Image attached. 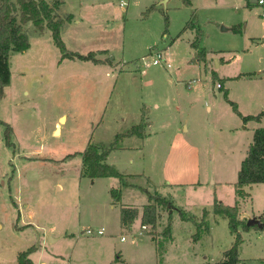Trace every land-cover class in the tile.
<instances>
[{
	"label": "rangeland",
	"instance_id": "1",
	"mask_svg": "<svg viewBox=\"0 0 264 264\" xmlns=\"http://www.w3.org/2000/svg\"><path fill=\"white\" fill-rule=\"evenodd\" d=\"M46 1L63 3L55 12L58 18L73 16L61 31L66 49L94 52L111 66L59 63L50 31L23 26L30 47L11 55L10 83L0 87V122L11 127L13 143L5 145L0 123V264H18V254L31 247L32 264H159L156 244L163 240L166 210L159 211L155 228L142 231L137 218L121 230L110 207L109 191L113 184L119 189L117 179L83 176L80 155L88 144L108 146L116 134L137 124L131 109L138 101L149 109V141L140 150L112 152L106 161L119 172L144 175L129 181L134 186L120 188L123 207L140 210L148 195L173 203V242L166 244L162 264H193L195 254L206 256L204 262L219 261V251L233 242L226 219L207 215L210 232L195 243L193 223L181 221L178 211L199 222L205 209L200 203L214 175L222 167L229 179L238 175L233 174L235 157L228 159L232 139L227 130L240 120L215 73L232 78L264 70L260 10L250 0H193L191 6L182 0ZM150 6L154 9L145 15ZM191 19L201 28L207 65L192 62L195 34L185 29ZM235 26L240 33H233ZM161 51L164 60L153 66ZM215 59L227 63L219 69ZM226 88L240 113V107L253 111L248 93L256 98L264 93V83L243 78ZM242 209L254 215L264 211V186L254 188ZM101 227V236L85 234ZM253 234L241 232L242 254L264 257V236ZM59 236L55 242L49 238Z\"/></svg>",
	"mask_w": 264,
	"mask_h": 264
},
{
	"label": "trees",
	"instance_id": "2",
	"mask_svg": "<svg viewBox=\"0 0 264 264\" xmlns=\"http://www.w3.org/2000/svg\"><path fill=\"white\" fill-rule=\"evenodd\" d=\"M191 1L192 0H182L186 6H191ZM62 4L63 3L60 1H57L54 4H49L46 0H0V87L7 86L10 83L9 59L11 55L24 53L30 47L28 36L23 32V26L27 23H31L39 33L43 32L45 29L50 31L53 44L60 52L59 63L67 59L92 62L96 65L108 64L111 66V62L108 60L97 59L94 52L81 55L66 49L61 38V31L65 23L71 22L73 16L72 14H69L65 19H60L55 16V12L59 10L58 8H60ZM153 9L154 7L150 6L144 14L147 15ZM167 22L168 17L165 15V23L167 24ZM185 29L193 30L195 34L190 44L191 49L195 51L192 62H204L206 51L200 46L202 39L200 26L191 19L187 22ZM232 31L233 33L241 32L239 26L233 27ZM102 52L103 51H100L99 53L102 54ZM223 97L231 106L232 111L242 120L243 123H247L248 121H259L260 118L264 116V112L257 116H242L238 111L237 105L228 100L226 90L223 91ZM141 113L140 122L127 131L116 134L113 141L108 146L103 144H88L84 151L80 153L83 176L90 180L99 178H116L119 180V189L112 188L109 191L112 204H117L121 201L122 192L120 188L131 187L133 185L127 183L125 180L128 176L119 172L114 166L109 165L106 162V159L112 151L120 149V144L125 138L137 137L138 139L143 140L147 137L146 128L148 127V122L145 119L147 110L142 108ZM0 123L5 126L3 132L5 145L13 147V143L11 142V127L3 122ZM262 183H264V128H257L253 132L252 143L248 148L246 158L241 162L237 180L234 184L236 196L235 204L232 206L224 205L216 199L213 202V216L226 219L230 234L233 236L232 245L229 249L223 252L221 259L215 264H247L239 258V248L243 241L241 231L246 232L250 229L263 230L264 215L258 218L261 228L256 224L248 226L247 220L239 219V206L240 201L250 197L245 188ZM161 209H164L167 212V225L164 227L162 233L163 240L161 242L158 241L156 244L159 264L162 263L166 244L170 243L172 240L171 223L173 203L168 198L160 196L152 197L151 195H148V203L142 207L140 216L141 226L155 228L160 217L159 211ZM178 215L181 221H190L193 223L195 227V233L192 235L193 242H198L203 235L209 234L210 226L206 220L208 215L207 210L203 209L202 218L199 222L181 210L178 211ZM138 216L139 211L137 208L120 207L119 220L121 228L128 229ZM31 250H34L33 247L27 252H21L18 254V264H32L28 257L29 251Z\"/></svg>",
	"mask_w": 264,
	"mask_h": 264
},
{
	"label": "crops",
	"instance_id": "3",
	"mask_svg": "<svg viewBox=\"0 0 264 264\" xmlns=\"http://www.w3.org/2000/svg\"><path fill=\"white\" fill-rule=\"evenodd\" d=\"M191 5H192V2H191ZM187 30L192 31L190 29H186V31ZM192 40L190 41V44H191ZM194 53H195V51H194ZM206 57L207 56L205 55V61L204 62H196V63L197 64H200V63H204L205 64V62H207L206 61ZM97 59L103 60V59H100V58H97ZM87 63H91L92 65H95V66L104 65V64L96 65V64H93L92 62H87ZM225 63H227V61L215 59V64H216L215 67L216 68L220 69V68L224 67L226 65ZM205 65H207V64H205ZM257 68L258 69H256L255 71L246 72V73H240L236 77H232V78L231 77H227L225 75L218 76V74L215 73L216 74V78L219 81L218 84L221 85L219 90H222V91L226 90L227 91V96H228V89L226 88V85L229 83V81L236 80V79H239V78L249 79V80H251L253 82H256L258 84L264 83V70L261 69L260 67H257ZM247 99L249 101L250 108H252L253 111H244L240 107L241 113L240 112L239 113L242 116H257L258 114L264 112V93H262L258 98H256L253 94L248 93ZM154 107H157V105L155 104ZM142 108H145L147 110V114L145 115V119L148 122V127H149V125H150L149 117H148L149 109H148V107H146L144 105V103L142 101H138V103H136L132 107V109H131V111L133 112L132 114H134L136 112V118H137L136 121H138L137 122V124H138L140 122V120H141V114H142L141 113V109ZM237 108H238V106H237ZM61 118H63V117H59L58 121H60ZM238 119L240 120V124H237L236 128L227 130V133H229L228 135H230V138L232 139V142L230 143L231 144V148L228 151L229 152L228 153V159L230 160L231 157H233V156L235 157V165H234L233 174L234 173L238 174L241 162L246 158L248 148H249L250 144L252 143L254 130L257 129V128H264V116H262L259 121H248L247 123H243L242 120L239 117H238ZM137 124H135V125H137ZM132 126H134V125H131L129 127V129ZM148 127L146 128V132L148 130ZM182 128H183L184 132L188 131V127L186 125H183ZM56 130H58V129H55V131ZM53 133H54V131H53ZM145 141H149L148 135L143 140L138 139L137 137L125 138L120 144V149L119 150H115V151L140 150L142 148V146H143ZM115 151H112V152H115ZM112 152H111V154H112ZM109 156L110 155H108V157ZM108 157H107V159H108ZM107 159H106V161H107ZM226 172H227L226 169L224 167H222L220 169V171L217 173V175H214L213 180L211 182L212 188H211V190L207 191L208 194L207 193L204 194V198H203V202L204 203H200V204H203L205 206L204 208H205V210L208 211V216L209 217L213 215L212 214V206H213V202H214L215 199L220 201V202H222L224 205H228V206H232L236 202L234 184H235V182L237 180V177L235 179H229V177H226ZM123 174L128 176L125 179L127 181V183H129V181L130 182H134L136 180V177H144L143 174L137 173V172H133V171H131V172L123 171ZM105 179H109V178H105ZM113 179H116V178H113ZM146 182H149V184L152 185V186L154 185L153 184L154 182L150 178L146 177ZM129 184L134 186L133 183H129ZM197 184L200 185L201 183L199 182ZM116 185H117V187L120 186V182H119L118 179H117ZM260 185L264 186V183L251 185V186L245 188L246 191L249 193V196H250L247 199L251 198V195L253 194L254 188L257 187V186H260ZM114 186L115 185L113 184L111 188H114ZM57 188H59V187H56V189ZM224 189H227L228 196L225 195V192H224L225 190ZM122 195H123V193H122ZM122 195H121V198H122ZM247 199L240 201L239 219L240 220H249V219H252V218H257L258 219L261 216H263L264 215V211H259L257 215H254V213L250 214L245 209H242V202L247 201ZM122 206H123V204L121 203V201L119 203H117V204H112L110 202L111 209L117 211V221H118L117 224H118V226L120 227L121 230L123 228H121V226H120L119 210H120V207H122ZM138 211H139L138 218L140 219L142 209H140ZM183 222H186V221H183ZM23 226H26V225H23ZM101 228H103V227H101ZM171 230H172V228H171ZM241 232L245 236H249V237H252L251 234H253V233H254L253 236L255 238H260L261 235L264 236V230L257 231V230H254V229H250L249 231H246V232L241 231ZM49 238H50V240L52 242H55L58 239L63 238V236H59L58 238H53V237H49ZM125 241L126 240L121 241V242L124 243ZM172 242H173V238H172L170 244ZM195 243H197V242H195ZM232 243H231V245H232ZM226 250L227 249H223L222 251H219L220 259L222 257L223 252L226 251ZM192 253H194V252L192 251ZM242 253H243V246L241 244V246L239 248V258L241 260H243L247 264H264V257H249L247 255H243ZM196 255L197 254H195L196 261L193 264H203V263L215 264L216 263V262H214V263L204 262L205 260H207L206 256L201 254V255H199L197 257ZM156 263H157V259H156ZM40 264H45V263L41 262Z\"/></svg>",
	"mask_w": 264,
	"mask_h": 264
},
{
	"label": "built area",
	"instance_id": "4",
	"mask_svg": "<svg viewBox=\"0 0 264 264\" xmlns=\"http://www.w3.org/2000/svg\"><path fill=\"white\" fill-rule=\"evenodd\" d=\"M251 4L255 5L260 10V17L262 19H264V0H255V2L254 3H251ZM162 60H164L163 52L162 51L161 52H157L155 54V59L152 61L151 64L153 66H157L160 63H162ZM166 67L169 68L170 65L169 64H166ZM218 86H219V89H220L221 86L219 84H218ZM141 230L142 231H146L147 230V226H141ZM103 232H104V229L103 228H101L99 230H94V229H90L89 228V229H87L85 231V234L88 235V236H92L94 234L101 236V235H103ZM120 240L121 241H124L125 239H124V237H122Z\"/></svg>",
	"mask_w": 264,
	"mask_h": 264
},
{
	"label": "water",
	"instance_id": "5",
	"mask_svg": "<svg viewBox=\"0 0 264 264\" xmlns=\"http://www.w3.org/2000/svg\"><path fill=\"white\" fill-rule=\"evenodd\" d=\"M251 3H254L255 0H250ZM253 224H256L258 227L261 228V224L259 222V219L257 218H252V219H249L247 220V225L250 226V225H253ZM264 230V229H263Z\"/></svg>",
	"mask_w": 264,
	"mask_h": 264
},
{
	"label": "bare ground",
	"instance_id": "6",
	"mask_svg": "<svg viewBox=\"0 0 264 264\" xmlns=\"http://www.w3.org/2000/svg\"><path fill=\"white\" fill-rule=\"evenodd\" d=\"M63 120V119H62ZM58 131L56 130V133H57Z\"/></svg>",
	"mask_w": 264,
	"mask_h": 264
}]
</instances>
